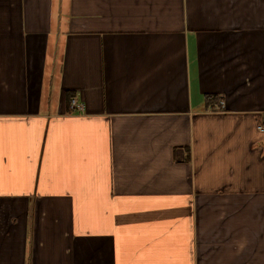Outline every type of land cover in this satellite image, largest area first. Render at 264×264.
Listing matches in <instances>:
<instances>
[{
	"label": "crops",
	"instance_id": "obj_1",
	"mask_svg": "<svg viewBox=\"0 0 264 264\" xmlns=\"http://www.w3.org/2000/svg\"><path fill=\"white\" fill-rule=\"evenodd\" d=\"M0 264H264V0H0Z\"/></svg>",
	"mask_w": 264,
	"mask_h": 264
},
{
	"label": "built area",
	"instance_id": "obj_2",
	"mask_svg": "<svg viewBox=\"0 0 264 264\" xmlns=\"http://www.w3.org/2000/svg\"><path fill=\"white\" fill-rule=\"evenodd\" d=\"M71 107L74 111L84 113L85 106L82 102L78 101L76 98L72 100Z\"/></svg>",
	"mask_w": 264,
	"mask_h": 264
},
{
	"label": "trees",
	"instance_id": "obj_3",
	"mask_svg": "<svg viewBox=\"0 0 264 264\" xmlns=\"http://www.w3.org/2000/svg\"><path fill=\"white\" fill-rule=\"evenodd\" d=\"M216 97H209L208 100H212V99H215Z\"/></svg>",
	"mask_w": 264,
	"mask_h": 264
}]
</instances>
